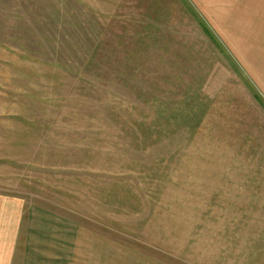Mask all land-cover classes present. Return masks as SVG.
I'll list each match as a JSON object with an SVG mask.
<instances>
[{
	"label": "rangeland",
	"instance_id": "374dc122",
	"mask_svg": "<svg viewBox=\"0 0 264 264\" xmlns=\"http://www.w3.org/2000/svg\"><path fill=\"white\" fill-rule=\"evenodd\" d=\"M12 229L14 264H264V0H0Z\"/></svg>",
	"mask_w": 264,
	"mask_h": 264
},
{
	"label": "crops",
	"instance_id": "0c3cea01",
	"mask_svg": "<svg viewBox=\"0 0 264 264\" xmlns=\"http://www.w3.org/2000/svg\"><path fill=\"white\" fill-rule=\"evenodd\" d=\"M19 229V227H18ZM9 231H0V264H14L15 262V241L14 239V230L12 229V237L9 238L7 233ZM12 239V240H9Z\"/></svg>",
	"mask_w": 264,
	"mask_h": 264
},
{
	"label": "trees",
	"instance_id": "16d2710c",
	"mask_svg": "<svg viewBox=\"0 0 264 264\" xmlns=\"http://www.w3.org/2000/svg\"><path fill=\"white\" fill-rule=\"evenodd\" d=\"M193 13V12H192ZM195 14V13H194ZM201 22V21H200ZM201 24H202V22H201ZM202 26H203V29H204V32L206 33V34H208V36H209V38L212 40V41H214V42H216V40H215V38L210 34V32L208 31L209 29V27L207 26V24L203 21V24H202ZM71 71V70H70ZM70 71H68V73L70 72ZM85 72H83V71H81V72H78L76 75L77 76H79V77H85L86 76V70H84ZM87 77V76H86Z\"/></svg>",
	"mask_w": 264,
	"mask_h": 264
}]
</instances>
